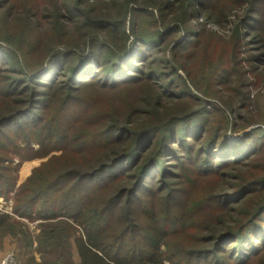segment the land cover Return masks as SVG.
I'll use <instances>...</instances> for the list:
<instances>
[{"label": "trees", "instance_id": "16d2710c", "mask_svg": "<svg viewBox=\"0 0 264 264\" xmlns=\"http://www.w3.org/2000/svg\"><path fill=\"white\" fill-rule=\"evenodd\" d=\"M13 1L0 0V197L12 200L0 232L38 222L42 264L66 262L71 237L77 264H264V125L230 121L231 105L209 101L235 76L231 63L211 72L206 92L180 62L207 22L221 25L232 0H52L53 32L66 41L61 49L46 43L32 71L22 43L40 31L38 13L24 8L9 19L3 11ZM239 25L234 65L245 35L264 32V0L248 2ZM248 77L232 88L245 90L241 109ZM128 90H141L138 107L170 109L120 124L114 117L138 108L119 98L103 109V95ZM57 149L72 159L68 170L49 162L16 187L19 153ZM235 169L245 176H232ZM231 179L238 182L226 189ZM220 216L224 228L214 235ZM53 249L63 251L55 261Z\"/></svg>", "mask_w": 264, "mask_h": 264}, {"label": "rangeland", "instance_id": "374dc122", "mask_svg": "<svg viewBox=\"0 0 264 264\" xmlns=\"http://www.w3.org/2000/svg\"><path fill=\"white\" fill-rule=\"evenodd\" d=\"M61 1L62 0H60V2ZM250 1L251 0H232L231 5H229L226 9L227 11L223 10V12L226 14V18H222L221 25L213 23L212 21L207 22L204 25L205 32L202 40L199 42L200 44L197 50L192 56H186V58L180 57V62L181 60L185 62L184 66H186L190 71L191 79L189 80H192V82L195 83V85L200 88V90L206 92H208L207 83L209 81L211 72H213L214 69L220 64L231 63V65L234 67V69L232 70L235 71V76L228 84L223 87L221 91H217L214 96H212L213 98L209 99V101L213 100L215 104L218 103L224 111H226L227 108V110H229V106L231 105L233 113L230 115L229 120L236 121V116H239L241 120L238 121L239 124H241V122L245 123V121L243 120H246L249 122V124L252 125L250 128H254L264 125V62H261L259 64L258 62L250 61V58H255L256 56L264 54V32L261 35L259 34L257 37V32L253 31V29L251 33L247 31V33L249 34L245 35L246 38L245 40L243 39L241 43L242 55L239 56V62L241 64L234 65L235 62H238V58L232 55L231 50V47L235 42V38L237 37V35L235 34L236 29L240 26L239 24L244 18V11L248 7V2ZM51 2L52 0H15L3 11L6 15L9 13L8 18H11L12 20L16 18V16H18L19 18L22 17L19 12H21V10L23 11L24 8H33V12H35L36 14L38 13V17L36 16V20H38V23L41 26L40 31H38V33H34L32 36L30 35L31 37H28L27 41H24V43H22L23 58H26L22 63L25 66H29L28 69H30L31 71L38 66L35 65V63H39V61L43 58L42 54L43 50L45 49L43 47H45L46 43L53 44V46L50 47L61 49V45L66 41L65 37L63 39L57 38L55 36V32H53L55 28L51 26L52 20L49 15L51 12V6L53 5V3ZM35 5H38V7L34 8ZM229 8L231 9V11L228 13V10H230ZM1 26H3V24H1ZM8 26H10V29H14V26H16V24L6 21V27L3 28H7ZM48 34L50 35L49 37ZM46 35L47 38L44 37ZM257 39L259 40L256 41ZM253 41H256L257 43ZM247 43L249 45H247ZM32 48L33 50H31ZM28 50L31 51L27 52ZM167 53H169V51ZM178 72L180 75L184 76L183 72L179 69ZM246 75L249 76L248 80L250 83V86L248 87L249 101L247 109H241L243 106L242 102H244L243 95L245 90L240 88V90L234 91L232 90V88H237L243 82L244 76ZM194 93L203 99L202 95H200L196 90H194ZM141 95V90H137V92L135 90L120 91L111 95H103L105 102H102V107L103 109L109 108L114 110L118 105V102H120V98L124 99L130 105L132 104L133 108H138L137 110L139 111V113L131 114L130 107L128 109H125L123 113H120V116L114 117L115 120L120 124L124 123L125 121L139 122L143 118H145L143 114H146V112H148L149 110H158V112H161L167 107L168 110L170 109L168 105L167 107L165 105L155 106L152 105V102L150 103V107H147V105L143 104H140V106L138 107V96ZM145 100L147 102V99ZM177 112L178 111L176 110V112H171L170 114L174 115ZM80 123H82L81 119L78 124L80 125ZM14 127L15 125H12L11 128ZM31 147L35 152L40 150L38 145L32 144ZM19 155L23 158L16 171V187L23 184L31 175L33 170L39 169L46 163L50 162L48 164V169H63V171H65L69 169L68 164L72 162V159L67 156L63 157L62 155L61 157H59L61 155V151L58 149L49 152L44 157H30L31 155L28 152H21L19 153ZM18 162L19 159L15 158L13 165L18 164ZM244 173L245 170L242 169H235L230 172V174L232 176H235L236 178H242L243 176H245ZM205 182L207 183L209 181ZM237 182V180L231 179L228 181V183H226L227 186H225V188L228 189L230 186L232 187L236 185ZM213 183L215 184L216 182ZM124 185V182H122L119 187H124ZM191 187H188V189L190 190ZM11 207V199L9 201H4V199L0 197V215H12ZM237 213L239 214V209L236 210L235 214L237 215ZM221 217L223 216L219 217L217 226L213 227L214 235L218 234L224 228L223 225L219 224L221 220L224 219ZM21 223L22 224H20L19 226L16 225V227H14L12 235H4V233L0 232V246L5 249L3 251L4 257L1 258L0 261L4 260L7 256H11L12 264H42L43 260L39 251V244L37 242L41 227H39L38 222L29 223L25 220H22ZM211 224L212 223H207L206 226L209 227ZM63 232L64 230L61 231V236ZM5 237L6 241L4 242L3 239ZM60 238L62 239V237ZM68 241L71 242V247L66 248L69 254L68 256H64V261L66 262L60 261L56 264L78 263V256L74 248L73 237L68 238ZM53 250L54 252L52 253V255L49 254L48 256H50L49 258H52L54 259L53 261H55L60 258L58 255H61L63 251L58 253V249ZM170 253H173V251ZM177 260L178 259H176L175 262ZM160 264L172 263L169 262L166 258H163Z\"/></svg>", "mask_w": 264, "mask_h": 264}, {"label": "built area", "instance_id": "2783aa9c", "mask_svg": "<svg viewBox=\"0 0 264 264\" xmlns=\"http://www.w3.org/2000/svg\"><path fill=\"white\" fill-rule=\"evenodd\" d=\"M0 264H12L11 256H7L4 260L0 261Z\"/></svg>", "mask_w": 264, "mask_h": 264}, {"label": "crops", "instance_id": "0c3cea01", "mask_svg": "<svg viewBox=\"0 0 264 264\" xmlns=\"http://www.w3.org/2000/svg\"><path fill=\"white\" fill-rule=\"evenodd\" d=\"M3 241H4V242L6 241V237L3 239ZM3 241H2V242H3ZM1 248H2V247L0 246V260H1V258L4 257V253H3V251L5 250L4 248H2L3 250H2ZM5 252H6V251H5Z\"/></svg>", "mask_w": 264, "mask_h": 264}]
</instances>
